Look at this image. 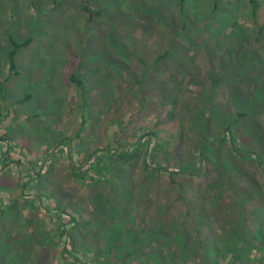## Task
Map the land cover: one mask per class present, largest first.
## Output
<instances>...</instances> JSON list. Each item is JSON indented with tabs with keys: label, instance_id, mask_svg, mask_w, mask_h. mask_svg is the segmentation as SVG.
Here are the masks:
<instances>
[{
	"label": "rangeland",
	"instance_id": "rangeland-1",
	"mask_svg": "<svg viewBox=\"0 0 264 264\" xmlns=\"http://www.w3.org/2000/svg\"><path fill=\"white\" fill-rule=\"evenodd\" d=\"M256 2L185 0L182 11L181 0H0V264H155L156 248L165 264H212V245L264 264ZM86 5L100 12L89 34ZM10 37L31 41L14 76ZM192 163L177 182L156 171Z\"/></svg>",
	"mask_w": 264,
	"mask_h": 264
},
{
	"label": "trees",
	"instance_id": "trees-1",
	"mask_svg": "<svg viewBox=\"0 0 264 264\" xmlns=\"http://www.w3.org/2000/svg\"><path fill=\"white\" fill-rule=\"evenodd\" d=\"M181 2H182V11L184 10V3H185V0H181ZM251 4H252V6H253V10H256L257 9V2H256V0H251ZM82 11H83V13H84V15H85V18H86V22H87V27L85 26L84 27V29L85 28H87V30H88V33L87 34H89V32L91 31V27H92V24L94 23V21L97 19V17L99 16V14L98 13H100V12H97V11H95V10H93L92 8H91V6L90 5H86L83 9H82ZM78 31V30H77ZM78 33H80L79 31H78ZM87 34L86 35H81V37H80V43L81 44H84L85 43V38H86V36H87ZM135 38H132V40H134ZM9 41H10V44H11V50H10V52L8 53V55H7V62H8V67H9V73H10V76H14V75H17L18 74V66H17V60H18V57H19V54H20V52L24 49V48H26V47H28L29 46V44H30V40H28V41H25V42H18V41H16L13 37H10V39H9ZM135 48H137L136 46H134ZM131 52V51H130ZM132 53V52H131ZM168 53V52H167ZM163 54V55H160L157 59H156V61L154 62V63H159V62H161L164 58H166V56L169 54ZM139 56V59H140V62L143 64V65H145V67H149L150 65H148L146 62V60L147 59H145L144 57H142L141 55H138ZM72 80L74 81V82H76V83H78V84H80V86H82V82L80 81V80H77L75 77H72ZM138 84H139V82H138ZM4 90V89H3ZM29 97H27V98H24V99H21L20 101H18L17 103H23V102H25L27 99H28ZM240 116L242 117V116H244V114H240ZM233 126H234V123H231L229 126H228V128H227V130H228V134L229 135H231V136H233V134H234V129H233ZM235 139V138H234ZM234 139H232V143H233V145L234 144H236V143H234L233 141H234ZM237 140V139H236ZM233 147H235V146H233ZM202 148V147H201ZM257 155V159L258 160H260V164H262V166L264 167V158L263 157H261V155L259 154H256ZM204 156V155H203ZM131 157H133V154H131V155H120V158H119V160H122L124 163H127V161L131 158ZM113 160H115V161H117L118 159H115L114 157H111ZM263 158V159H262ZM109 159H110V157H109ZM197 161L198 162H200V158L197 156ZM195 163V162H194ZM194 163H192V164H190V165H188V167H187V169H185V170H183V171H175V170H169V169H166L165 167H163V168H159L158 170H156V171H158L160 174H165L166 176H168V178L172 181V182H177V181H175L176 179V177H177V175H184L185 177H187V178H189V177H191V176H193V172H197L196 171V169L194 168L195 166H196V164H194ZM200 165L201 166H203L202 165V163H200ZM91 168H93V166L92 167H89V170L91 169ZM147 169L149 168V167H146ZM74 171V174L75 175H77V173H76V171H75V169H73ZM86 170V169H85ZM88 170V169H87ZM86 172H88V171H86ZM78 176V175H77ZM179 185H180V189H182V191L180 192L181 194L179 195V198H181V199H183L186 203H187V205H189V202L187 201V198L185 197V190L183 189L184 187L181 185V183L179 182ZM233 195H234V197L237 199L238 197H241V196H243V194L241 195L240 193H233ZM241 195V196H240ZM235 199V200H236ZM241 202V201H240ZM241 203H245V202H241ZM244 206V205H243ZM58 229H59V234L61 235V236H64V237H66V238H69L70 240H72L73 241V247H72V252H78V251H80L78 248H77V246H76V243H75V239H74V236H73V234L71 233V231L69 232L68 230H67V226L66 225H64V224H62V225H60V227H58ZM240 231V230H239ZM241 232V231H240ZM239 232V233H240ZM162 233H164L165 234V236L167 237L166 239H169L170 238V233L167 231V232H165V231H162ZM256 235V238L255 239H260L259 237H262V232L260 231V232H257V233H255ZM109 235H111V237L112 236H114L115 235V232L114 231H109ZM151 238L152 239H154L155 238V235H151ZM183 242H185V240H184V238H182L181 237V243H180V245H182L181 246V254H184L187 250H188V246L185 244V243H183ZM110 244H112V246L115 248V247H117V246H115V245H113V243H111L110 242ZM117 248H119V247H117ZM112 248H110L109 250H111ZM116 249V248H115ZM212 249H213V253L214 254H218V256H219V260L216 262V263H212V264H245V260H244V256H245V254H244V250L243 251H241V252H239V253H237L236 252V250H234V251H231L232 253H230V252H225L224 253V251H222V249L220 248V247H218V246H216V245H212ZM65 252L68 254V248L66 247L65 249ZM65 253V254H66ZM223 254V257H222V254ZM233 253H235V254H233ZM237 253V254H236ZM69 254H71V253H69ZM129 254H133L134 255V253H132V252H128L127 254H126V256L125 257H129ZM8 255V245L7 244H3V246L0 244V257H1V261L4 259H6V258H8V257H6ZM147 258L148 257H150V258H152L153 260H154V262H155V264H165V263H167L166 262V260H165V258L163 257V252L161 251V249H159V248H156V249H154V252L153 253H149L147 256H146ZM13 259H14V257H12V260H11V262L13 261ZM77 260V259H76ZM77 262H79L78 260H77ZM34 264H41V261H36Z\"/></svg>",
	"mask_w": 264,
	"mask_h": 264
}]
</instances>
